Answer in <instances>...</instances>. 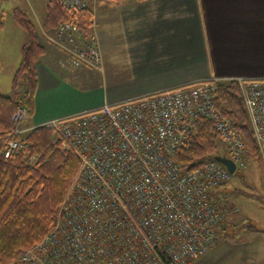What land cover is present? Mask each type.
<instances>
[{"label":"built area","instance_id":"obj_1","mask_svg":"<svg viewBox=\"0 0 264 264\" xmlns=\"http://www.w3.org/2000/svg\"><path fill=\"white\" fill-rule=\"evenodd\" d=\"M81 9L97 0H58ZM44 37L62 49V66L103 68L93 33L63 21ZM236 80L264 155V78L211 77L141 97L106 102L45 123L73 149L80 165L54 226L12 264H187L219 240L225 208L214 193L231 178L217 159L183 172L177 152L197 118L213 121L237 167L249 159L234 122L215 105L217 84ZM29 118L13 115L17 133ZM22 146L8 141L5 156Z\"/></svg>","mask_w":264,"mask_h":264},{"label":"crops","instance_id":"obj_2","mask_svg":"<svg viewBox=\"0 0 264 264\" xmlns=\"http://www.w3.org/2000/svg\"><path fill=\"white\" fill-rule=\"evenodd\" d=\"M95 5L91 31L103 68L62 66L65 52L42 37L45 52L26 127L215 76L264 78V0H97ZM18 63L4 66L0 92L11 91ZM235 230L227 225L216 245L187 264H264V228L251 226L244 235Z\"/></svg>","mask_w":264,"mask_h":264},{"label":"trees","instance_id":"obj_3","mask_svg":"<svg viewBox=\"0 0 264 264\" xmlns=\"http://www.w3.org/2000/svg\"><path fill=\"white\" fill-rule=\"evenodd\" d=\"M13 18L27 33V41L21 47V59L12 78L11 91L0 92V264H12L18 254L38 243L54 226L60 205L80 165L76 152L63 145L62 137L54 128L45 124L33 127L24 124L27 128L24 132H15L13 115L19 107H25L29 116L33 111L37 64L45 46L37 26L26 13L14 8ZM1 20L0 16V29ZM68 20L92 33V6L66 9L58 0H52L44 28L52 31ZM215 105L234 122L249 156H261L236 80L218 82ZM10 140H19L22 146L5 156ZM221 147L226 151L213 121L199 117L177 152L179 167L183 172L198 168L221 155ZM218 202L227 208L224 202Z\"/></svg>","mask_w":264,"mask_h":264},{"label":"rangeland","instance_id":"obj_4","mask_svg":"<svg viewBox=\"0 0 264 264\" xmlns=\"http://www.w3.org/2000/svg\"><path fill=\"white\" fill-rule=\"evenodd\" d=\"M51 1L0 0V16L3 23L0 29V80L5 77L3 75L4 66L14 65L21 59V47L27 41V33L13 18V9L19 8L26 13L37 26L38 33L42 38L45 29L43 23ZM95 3L90 5L94 10L96 8ZM16 69H14V73ZM219 153L221 155L227 154L223 147L219 148ZM214 195L216 199L221 197L218 201L224 202L227 207L225 208V221L220 227L218 235L227 225L236 229L235 234L242 233L241 235H244L243 232L251 226L264 228V155H250L246 166L237 167L235 172L231 173L230 180L218 188Z\"/></svg>","mask_w":264,"mask_h":264},{"label":"water","instance_id":"obj_5","mask_svg":"<svg viewBox=\"0 0 264 264\" xmlns=\"http://www.w3.org/2000/svg\"><path fill=\"white\" fill-rule=\"evenodd\" d=\"M216 159L219 162L223 163L228 168V170L231 173L235 172V170H236V164H235V162L231 158H229L226 155H219V156H217Z\"/></svg>","mask_w":264,"mask_h":264},{"label":"bare ground","instance_id":"obj_6","mask_svg":"<svg viewBox=\"0 0 264 264\" xmlns=\"http://www.w3.org/2000/svg\"><path fill=\"white\" fill-rule=\"evenodd\" d=\"M227 156V155H226Z\"/></svg>","mask_w":264,"mask_h":264}]
</instances>
